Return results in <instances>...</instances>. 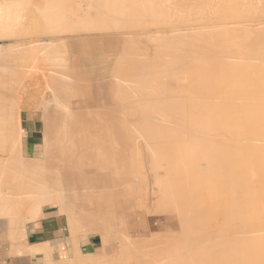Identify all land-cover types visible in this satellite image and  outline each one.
I'll list each match as a JSON object with an SVG mask.
<instances>
[{
	"label": "bare ground",
	"instance_id": "obj_1",
	"mask_svg": "<svg viewBox=\"0 0 264 264\" xmlns=\"http://www.w3.org/2000/svg\"><path fill=\"white\" fill-rule=\"evenodd\" d=\"M20 2L1 0L0 17L1 15L7 16L9 14L17 17V14H20L21 17L18 16V18H14L15 16H13L12 21H18L17 23L23 24L22 22L29 21L30 17L37 16V10L34 11L35 9L29 8L31 7L30 5H24V3L21 4ZM151 2L152 0L79 1V4H83H81L82 6H77L78 10L74 14L85 18L83 20L85 24L87 22L86 28L90 29V31L92 30V32L96 29L108 30L110 36L109 39L107 38V41L122 42L120 45L122 49L116 50L110 59H107V56L111 54L108 46L86 48L90 52H93V54L83 57L81 56L83 48L67 47L62 44L63 39L59 40L58 44L56 43L58 40H55L56 42L53 41V45L56 43L54 46L47 44L48 47H45L42 45L43 42L40 40L41 34L39 32L41 29L39 27L34 28L32 26L38 31V35H28L30 37H27V41H24V39L22 43L18 42L19 39L17 37H19V33L15 31L21 30L19 24V27H16L14 32L11 31V33L13 32L12 34L10 32L7 33L8 28L6 29V33L10 37L12 35L17 38V42L8 43L9 53L7 52L8 49L3 50V46L2 50H0V53H4L5 57L8 58L6 54L9 55V62L11 64H16V58L19 59L18 57L23 55L21 53L28 51V49L30 50V47H32V50L34 47L35 50L39 49L35 51L36 53L42 51V53H48V51L52 53L51 59L48 61L53 68L47 71H50L53 80L48 81L49 85L45 89L51 94V100L47 98L49 102L45 99L43 103H52L54 107H52L54 109L52 113L55 114L47 115L44 113L46 109L43 106L42 109L44 110H41L44 113L43 119L46 122L48 120V122L44 123L42 119V125H37L34 129L35 132H38L40 141L25 144L23 141L24 131L19 128L18 122L14 121L15 123H13L9 119L11 118L10 115L6 113L9 110H13L14 112V109H10L9 107V103L11 104L13 101H11V98L9 103L7 101L8 104L4 101L6 103L4 106L6 108L9 107L8 111L4 106L0 105V174H9L6 178H0V189L2 186L8 185L10 191L14 189V191L16 190L21 193L20 190H25L24 194H18L19 197L23 196V199L25 198V201L22 200L23 202L32 201L33 205L30 204L32 208L30 206L31 209L28 207L27 210H30L26 211L29 212L28 222L58 213L56 206L62 202L65 203L63 204L64 206L67 203L65 206L67 211L72 209L67 207L69 205L73 206V209L77 213H80V215L84 213V215L80 216L74 210H70L71 212L74 211V214L66 211L67 215L65 216L67 217L70 214V217L64 220L67 231L66 236L68 238L71 236V238L75 239L79 234V237L74 240L76 242L74 250H80V253L83 251L82 253H85L89 258L93 254L92 250L94 253L99 254L102 249L105 247L109 248L110 245L113 250L114 247L116 249V260L118 257H122L123 254L126 256L129 253V251L128 253L125 251V249H129L126 245L135 246V243L139 247L143 243L141 238H138L137 235L132 237L138 239L131 238V234L129 233V237L125 235L126 229L123 226L125 210H132L136 206H138L136 208L142 207V202L146 200L145 198L150 199V195L153 196L156 194L155 192L158 193L159 191L158 194H160L159 196L162 199L157 196L159 200L157 198V200L155 199L156 202H153L152 199L153 205L150 204L151 202H148L151 208L144 206V209H152L153 207L155 208L154 210H146L149 212L147 214H140L134 211L131 216H128L129 218L133 216L132 228L134 230L141 226L147 232H153L151 225L148 224L147 215H155L157 218L162 219L164 217L161 216H166L165 212H168V215H173L177 219L180 229L182 227L183 231L180 234L184 235L179 236L177 239H181L180 244L190 247V253L194 254V251L191 250V248H194L192 245H196L195 247H197L198 245L200 246V243L203 245V242H212L211 247L206 243V245H203L204 247L207 246V248L205 247L206 250L210 247L208 251H211L213 246L219 247L225 243L227 245L226 250L222 251L224 252L222 255L219 254L221 256L220 261H218L220 264L222 262L223 264L226 262L230 264L232 260H234L232 264H235L239 261V259L237 261L238 257L242 258L241 264H264V96L260 95V92L264 91V34L257 31L256 27L251 29L239 26L240 30L235 36L233 34L234 28L225 27V23L224 26L218 23V25L210 28L203 27L205 26L204 24L203 26L202 24L200 25L203 28H196V24L194 23V28L191 26L194 25L192 23L196 20L199 21V19L202 21V19L199 17L187 20L183 16L180 22L176 21L177 23H181L180 25H177L176 22V24L174 23L175 25L171 22L168 23L166 19L159 22V24L164 26L162 29H159L161 26L157 27L158 20L156 22L153 17L157 13L160 14V12H157L158 10H155V7H167L169 4L171 7L176 8L177 5L173 3L162 4V2L161 5L157 6L155 2H152L153 4ZM210 2L209 0L208 3ZM189 4H187V8L190 6ZM206 5L208 4L206 3ZM15 6L23 8L27 6V8L20 10V7L17 9ZM205 6L199 7V15L206 10L205 8L207 7ZM10 7H13L11 9H16L9 11ZM44 13L48 18L46 13H50L48 11H44ZM129 15H132L131 17L133 18H128ZM178 15L180 14L178 13ZM2 18H0V22L4 20ZM8 18L5 17L6 20H10ZM51 19L49 20L51 21ZM65 19L66 21L63 20L65 23H71V20ZM250 19H244L241 22L248 21L251 24L252 21L249 22ZM31 20H33L32 24L35 26L37 23L39 24L41 18H33ZM38 20L40 21L38 22ZM47 20H44V22ZM188 21L190 22V26L187 24ZM53 22H51L52 25H54ZM2 23L6 24L5 20ZM58 23H55V28H59L60 25L57 26ZM65 23H62V28ZM80 23H83L82 20ZM85 24L83 27H85ZM76 25H73L71 28L69 24V30H76L80 33L81 31H85V28L81 31L77 30L79 28ZM32 27H29V29ZM31 30L33 31V29ZM61 30L57 33H60ZM65 30L63 29L62 31ZM76 31H74L75 34ZM203 31L209 32V34L202 36L201 32ZM78 37L80 36L78 35ZM96 38L98 40L99 37ZM102 39L103 36L100 37V40ZM72 42L71 44H73ZM68 52L73 54L80 52V55H77L78 58L75 56V58H70ZM94 54L96 57L93 59L92 55ZM5 57L2 58L1 56L0 58L4 60ZM34 65L31 68L33 70L35 69ZM47 65L45 66L47 67ZM12 66L10 67L12 71H18L15 66V69ZM24 66L22 65V67ZM38 66L37 68L40 67ZM42 66L43 62L41 63ZM26 68L24 69L26 70ZM11 69L9 71V80L13 81L19 74H15L16 71L11 73ZM27 70L26 73L30 72V70ZM19 73L21 72L19 71ZM32 74L29 73L26 76L30 79L36 73ZM39 77L42 78L41 75ZM2 78L4 77L1 76L0 79L3 80ZM84 78L88 80L84 81ZM35 79L36 77L33 81ZM91 80H94L96 84L91 82ZM103 80L106 82H103ZM10 81L9 85H12ZM40 81L37 82L40 83ZM44 82L47 83V80ZM42 83H40V86ZM25 84L27 85L25 90L34 85L29 86L27 83ZM5 86L3 88L7 89ZM3 91L5 93L7 90ZM4 93L3 96H5ZM29 94H26L28 99L30 97ZM106 95L107 97H105ZM124 95L125 97H123ZM35 96L37 97L38 95L35 94ZM41 96L37 98L42 99L43 97L41 98ZM2 98L0 97V99ZM252 98L255 100L256 105H253L254 103L251 105ZM28 101H31V99ZM93 101H96L98 105L103 104L101 107H97L96 103V106L93 105ZM17 102H19L18 106H20V100ZM39 102L41 103L42 100ZM36 104L34 105L36 106ZM3 109H6L5 115L3 114ZM26 109L29 110L31 107ZM13 117L12 120H15ZM17 120L19 121V118ZM21 130L23 131L22 134L20 133ZM126 138L129 139L126 140ZM1 140L4 141L3 145L1 144ZM130 140H132L131 146L133 147V142H135L136 145L134 146L136 147L132 148L125 143ZM6 152L8 155L10 152L12 153L11 155L14 153L16 156L14 159L17 158L15 162H10L9 164V160L7 159L11 155H7V158H2V154ZM130 155L135 156H131L133 157V161L124 159V161L130 162L128 165H126L127 163L124 164L122 158H126V156L129 158ZM42 156L43 158H41ZM73 158L75 161L72 160ZM70 159V162L73 164V167L71 165V169L68 162ZM84 159L88 160L85 166L83 163H80V161L84 162ZM60 162L66 164L63 167L64 173L61 171ZM106 170H109L110 174L118 173L119 177L115 178L116 176L113 177V174H111L100 178L99 175H103L102 173ZM23 186H26V188ZM30 186L35 187L34 189L38 187L41 190L37 189L40 193L37 192L35 194L33 191V194H26L28 191L31 193L33 188L29 189ZM76 186L81 187L83 194L78 195L75 192L77 191ZM109 187L114 189L116 200L120 189H126L132 193V198L127 200V204H125L126 201L124 204L122 203V210L121 206L118 205L121 212L119 214L117 210L114 213L116 214V218L115 215L109 218L112 214L108 216L106 212H109V210L106 208L112 204L116 207L118 201L114 200L115 202L113 201V203L108 197V193L100 191V189ZM154 189H156L155 192ZM142 191H144V196L142 195ZM133 192H139L141 196L145 197L144 200L139 194L141 198L138 195L134 196ZM16 193H14V198L17 197ZM7 195L11 199L8 200L6 196V200L4 201L5 198H2L4 202L2 208L0 207V217L11 220L16 218L14 217V213L17 212L12 213L14 207L10 211L9 206L12 207L16 201L13 198V194L10 193V196L7 193ZM126 196L127 193L125 192L124 197ZM26 198L31 201H27ZM14 201L15 203H12ZM41 204H43L42 208ZM79 206L81 208L83 206L84 212ZM15 210H17V207ZM58 211L61 210L58 209ZM76 214L78 216L74 220L75 216L73 215ZM23 217L20 218L23 220ZM116 219L119 220L118 223L121 226L117 225L118 223L116 225L113 224ZM156 223L160 229H167V225L169 224L165 222L159 223L158 221ZM111 230L115 231V235H105L111 234ZM138 235L140 236V234ZM173 238L175 239V237ZM156 239H154V242ZM69 240L72 241L71 239ZM69 240L68 244L70 243ZM90 241H98L96 250L87 249L85 243L91 244ZM167 241L169 240L165 242ZM130 242L133 244H130ZM173 242L175 244L178 241L173 240L171 243ZM156 243H159L158 240ZM144 244L146 245V241H144ZM36 245L33 243L32 246L31 244L30 246L32 247L29 250L31 251V261L34 264L37 263L35 261H37L36 258L39 252H45L48 255L49 253L46 252L50 251L46 243H42L41 246L39 243L38 247ZM168 245H165V247ZM170 247H167V249ZM218 247L214 248L218 249ZM220 247H223V245ZM151 248L153 249V247ZM187 249L189 248L185 250ZM217 249L212 250L213 254ZM78 251L76 252L77 254ZM159 251V254L157 251L156 256L154 255L156 259L162 255L165 256V253H171L170 250H167L168 252L165 251L164 254V251ZM153 252L156 251L153 250ZM187 253H184L183 256H187ZM204 253L207 254L206 251ZM96 254H93L95 258ZM178 254L181 257L182 254ZM196 254L198 253H195V255L189 254L188 257L192 256L190 259L194 260L193 256H196ZM213 254L208 260L214 261L211 258L214 257ZM215 254H218V252ZM41 255L39 254V257ZM79 255L78 257L82 256ZM144 256L146 257V255ZM149 256L153 258V255ZM199 256L198 259H201ZM48 257H44V260L50 259L52 261L51 254ZM98 257L102 259L103 256L99 255L97 259ZM107 257L105 256V258ZM206 257L208 255L203 258ZM112 258L107 260L111 261L110 264L112 260L115 261ZM171 258L173 260V257L168 259L171 260ZM62 260L65 262V259L62 258ZM120 260L122 259L118 261L122 263ZM203 260L208 262L206 259ZM51 261L49 263H47L48 261L45 262L51 264ZM68 261L67 264H69ZM194 262H185V264H193ZM197 262L196 264H201L200 260ZM58 263H62V261L60 260ZM102 263L99 262V264ZM237 264H240V262Z\"/></svg>",
	"mask_w": 264,
	"mask_h": 264
},
{
	"label": "rangeland",
	"instance_id": "obj_2",
	"mask_svg": "<svg viewBox=\"0 0 264 264\" xmlns=\"http://www.w3.org/2000/svg\"><path fill=\"white\" fill-rule=\"evenodd\" d=\"M1 1V0H0ZM11 1V0H10ZM12 1H17V2H19V1H21L20 3L21 4H23L24 3V5H26L27 3L28 4H30V6L31 7H29V8H31V9H35L34 11H36V10H41V11H43L44 9L43 8H41V7H39L38 5H35V3L36 2H38L39 3V5L40 6H42L41 4L43 3V1L42 0H12ZM67 1V0H66ZM165 1V2H164ZM211 2L210 3H208L209 2V0H152V2L154 3H156V5L158 6V5H161V3L162 4H167V3H173V4H176L177 6H176V8L174 7H171V5H167V7H162L161 6V8H159V7H155V10H158L157 12H160V14H158L157 12V14L153 17L155 20H156V22H157V20H158V25H157V27H159V26H161V27H159V29H162V27H164V26H162V24H159V22H161V21H164V20H166L168 23H175L176 21L178 22H180V20L184 17V18H186L187 20L188 19H196V18H201L202 19V21L199 19V21H194L192 24H196V28H203V27H205V28H210V27H214L215 25H218V23L221 25V26H224L225 24V27L226 26H228V27H232V28H234V31H233V34H235V36L237 35L236 33H238L239 32V30H240V27L239 26H243V27H249V28H254V27H256V29H258L257 31H259L261 34H264V19H259V18H264L263 16H264V0H210ZM231 1V2H230ZM32 2L34 3V4H32ZM151 2V3H152ZM178 2V3H177ZM152 3V4H153ZM160 3V4H159ZM190 3V4H189ZM204 3V4H203ZM208 4V5H206L205 6V4ZM187 4H189L190 6H188V8H187ZM210 4V5H209ZM194 5V6H193ZM196 5H198V6H196ZM202 5L203 6H205V7H207V8H205L206 10H204V13H200V15H199V13H198V10L200 9V8H202ZM168 6H170V7H168ZM209 6V7H208ZM14 7V6H13ZM13 7H10L9 8V11H14V9H16V8H14V9H11V8H13ZM15 7H17V6H15ZM18 7H20V6H18ZM18 7H17V9H18ZM25 8H23V7H20V10H22V8L25 10L26 8H27V6H24ZM194 7V8H193ZM198 7V8H197ZM200 7V8H199ZM11 9V10H10ZM189 11H188V10ZM207 9H208V11H207ZM4 10V9H3ZM59 10H68V8H65V7H60L59 8ZM191 10V11H190ZM195 10V11H194ZM170 11V12H169ZM162 12V13H161ZM168 12V13H167ZM174 12V13H173ZM185 12V13H184ZM166 13H167V16H166ZM178 13L180 14V15H178ZM184 13V14H183ZM188 13H190L189 15H190V17H189V15H188ZM195 13V15H193V14ZM197 13V14H196ZM204 14V15H203ZM211 14V15H210ZM10 15V14H9ZM9 15H7V16H5V15H1V17L0 18H2L3 16H4V18H2V19H4L5 20V23L6 24H3L2 22L4 21H2V22H0L1 24H0V50H2V46H3V50H7L8 49V53H9V47H8V43H12V42H17V38L19 39V43H22L23 42V40L25 39L26 41H27V37H30V36H33V35H38V31H36V29H34L35 27H37V26H34L33 25V27H32V29H33V31L30 29V30H25L24 32H23V34L24 35H26L25 37H23V35H22V37H17V38H15V36L13 37L12 35H11V37L9 36V34H7V33H9L10 32V34H12L13 32H14V30H15V28L16 27H19V26H22V25H24V24H21V23H17V22H13L12 21V18H13V16H15V15H13V16H9ZM19 17H21V15L20 14H17ZM162 15V16H161ZM174 15H175V17H174ZM185 15H186V17H185ZM18 16L16 17H14V18H18ZM40 16V17H39ZM132 15H129V17L128 18H133V17H131ZM179 16H181V17H179ZM183 16V17H182ZM5 17H9L8 19H11V21H9V20H6L5 19ZM38 17L39 18H44L43 17V15H41V14H39L38 15ZM166 17V18H165ZM179 17V18H178ZM160 18H162L161 20H160ZM174 18H176L175 20H174V22H172V20L174 19ZM251 18V19H250ZM255 18V19H254ZM257 18V19H256ZM207 19V20H206ZM231 19V20H230ZM244 19H250L249 20V22H251V24H249L248 23V21H243V23L241 22L242 20H244ZM253 19H254V22H255V24H254V22H253ZM259 19V20H258ZM160 20V21H159ZM168 20H171V21H168ZM205 20V22H203ZM223 20V21H222ZM240 20V21H239ZM257 20H258V22H257ZM262 20V21H261ZM9 21V22H8ZM153 22H154V20H152ZM212 21H213V23H212ZM216 21V22H215ZM221 23H220V22ZM228 21H230L229 23H228ZM259 21H261V22H259ZM176 22V23H177ZM208 22H210V23H208ZM215 22V23H214ZM227 22V23H226ZM17 23V24H16ZM22 23H24V22H22ZM175 23V24H176ZM198 23V24H197ZM206 23H208V24H206ZM225 23V24H224ZM236 23V24H235ZM238 23V24H237ZM241 23V24H240ZM258 23V24H257ZM18 24H19V26H18ZM21 24V25H20ZM174 24V25H175ZM181 23H177V25H180ZM187 24L189 25L190 24V22L188 21L187 22ZM195 24L194 25H191V26H195ZM202 24V26H203V24L205 25V26H203V27H200V25ZM249 25V26H244V25ZM11 26V27H9V26ZM13 25V26H12ZM14 25H15V27H14ZM198 25V26H197ZM209 25V26H208ZM212 25V26H211ZM251 25V26H250ZM254 25H256V26H254ZM190 26V25H189ZM206 26H208V27H206ZM257 26H258V28H257ZM49 27H51V26H49ZM260 27V28H259ZM8 28V29H7ZM195 28V27H194ZM236 28H238V29H236ZM261 28H262V30H261ZM6 29H7V31H6ZM12 29V30H11ZM58 30V29H57ZM238 30V31H237ZM3 31V32H2ZM11 31H13L12 33H11ZM16 31V30H15ZM35 31V32H34ZM7 32V33H6ZM53 32H55V31H53ZM235 32V33H234ZM263 32V33H262ZM64 33H68L67 31H64ZM205 34V35H204ZM209 34V32H206V31H203V32H201V35L202 36H207ZM4 35V36H3ZM28 35H30V36H28ZM7 36V37H6ZM20 36V35H19ZM13 37V38H12ZM32 38V37H31ZM21 39V40H20ZM14 42V43H15ZM159 42H161V41H159ZM33 43H35V42H33ZM110 43V44H109ZM121 41H110V42H108L107 44L108 45H106V46H108L109 47V50H110V52H111V54H109L108 56H107V59H110V58H112L113 57V55L112 54H114V52L116 51V50H121L122 48L120 47V45H121ZM5 45V46H4ZM34 47V46H33ZM123 47V46H122ZM31 49L29 50L28 49V51H25V52H23V53H21V54H23V55H21V57H18L19 59H17L16 58V64L14 63V65L13 64H11V62H9V55H7L6 54V56H8V58L7 57H5V54H4V56H3V54L2 53H0V55L2 56V58L3 57H5V59L3 60L2 58H0L1 60H0V77L2 76V77H4V78H2L3 80H1L0 79V82H3V83H0V85L2 86V84H3V86L1 87L0 86V91H1V94L0 95H2V96H0L2 99H0V102L2 103H0V105H2V107L7 103V101H8V103H9V100H10V98H11V101H13L14 102V104H16V105H14V104H12L13 102H11V104L9 103V107H10V109H14V112H13V110H9L8 111V109H9V107H8V105H6L8 108H6L5 106H4V108H6L7 109V111L9 112H6L7 113V115H10V117L11 118H9L13 123H15L14 121H16V123L17 124H19V128L20 129H22L23 130V128H22V126H21V114L23 115V117H27V118H29V119H31V120H33V122L31 123V129H35V126H37V125H39V126H41L42 125V119L44 118L43 116H44V113H46L47 115H50V114H55V113H52L53 111H54V107L52 106L53 104L52 103H48V104H44L43 102H45L44 100L46 99V101H48L49 99L51 100V94L49 93V91H47V90H45L46 88H47V85H49V83H48V81L50 82L51 80H53V78H52V74H50V71H47V70H50V69H52L53 68V66L52 65H50V63H49V61H48V57L49 56H51L52 55V53L51 54H46V53H42V52H35V51H38V50H35V47L33 48V50H32V47H30ZM36 48H37V46H36ZM26 50H27V48H26ZM29 52V53H28ZM31 52V53H30ZM34 52H35V54H34ZM31 54V55H30ZM98 55V54H97ZM0 56V57H1ZM93 57V59L96 57V55L94 54V55H92ZM24 57H25V60H24ZM30 57V58H29ZM44 57V58H43ZM15 58V57H14ZM22 58V59H21ZM34 58V59H33ZM43 58V59H42ZM21 59V60H20ZM36 59V60H35ZM43 61H42V60ZM8 61V62H7ZM19 61V62H18ZM35 61V62H34ZM44 61H46V62H44ZM24 62V63H23ZM43 62V66L41 67V63ZM3 63V64H2ZM10 63V64H9ZM27 65H26V64ZM28 63H30L29 65H28ZM6 64V65H5ZM10 66H9V65ZM34 65V70L33 69H31V68H33V65ZM46 64H48L47 65V67L45 66ZM2 65V66H1ZM13 65V66H12ZM22 65H25L24 67H22ZM39 67V68H37V66ZM13 67L14 68V66L16 67V69L18 70V71H12V69L10 68V67ZM19 66V67H18ZM32 70H30L28 67ZM32 66V67H31ZM36 66V67H35ZM27 67V68H26ZM11 69V73L12 72H15V74H21L20 76L18 75V77H16L15 79H13V81L11 82L10 80H9V71H10V69ZM24 68H26V70L27 71H29L30 70V72H27L26 73V70L24 69ZM43 68H44V70H43ZM48 68V69H47ZM15 69V68H14ZM24 69V70H23ZM8 70V71H7ZM19 71L21 72V73H19ZM23 72H24V74H23ZM43 72V73H42ZM45 72H48V73H45ZM25 73H26V75L27 74H31V73H36V74H34V75H36V76H34L33 74V76L32 77H30V79H29V77L28 76H26L25 75ZM38 73V74H37ZM45 73V74H44ZM2 74V75H1ZM42 76V78H40L39 76L40 75ZM47 74V75H46ZM37 75H39V76H37ZM258 75H260V73H258ZM30 76V75H29ZM257 76V75H256ZM36 77V79L34 80V81H39V80H41L40 81V83H42L41 84V86H40V83L39 82H35L34 83V81H33V79ZM40 79H39V78ZM47 77V78H46ZM21 79V80H20ZM45 80H47V83L46 82H44ZM55 80V79H54ZM84 81L85 80H88V79H86V78H84L83 79ZM9 81H10V83L12 84V85H9ZM99 82H100V80H98ZM98 81H97V83H98ZM105 80H103V82H104ZM13 82H15L14 83V85H13ZM24 82V83H23ZM91 82H93V83H95L96 84V82L94 81V80H91ZM106 82V81H105ZM16 83H17V85H16ZM25 83H27L29 86H31L32 84H34V85H32L31 87H33V88H27V89H30V90H28L27 91V89L25 90V87L27 86ZM38 85H37V84ZM36 84V85H35ZM6 85V86H5ZM9 85V86H8ZM25 85V86H24ZM45 85V86H44ZM6 87L7 89H4L3 87ZM22 86V87H21ZM23 86H24V89H23ZM39 88H38V87ZM37 87V88H36ZM45 87V88H44ZM17 88V89H16ZM23 89V90H22ZM34 89V90H33ZM37 91H36V90ZM39 89V90H38ZM3 90H7L5 93H4V91ZM19 90V91H18ZM25 90V91H24ZM18 93H17V92ZM30 91V92H29ZM34 91H36L34 94H33V92ZM41 91H42V93H41ZM4 93V95L5 96H3V93ZM25 92V93H24ZM30 93L29 95H30V97H29V99L27 98L28 96V93ZM38 92V93H37ZM39 92H40V94H39ZM46 92V93H45ZM17 93V94H16ZM262 93V94H261ZM8 94H9V96H8ZM27 94V95H26ZM33 94V95H32ZM35 94L36 95H38L39 97H40V95H42L41 96V98L42 99H40V98H37L36 96H35ZM260 95L261 96H264V91L262 90L261 92H260ZM5 97H6V99H8V100H6L5 99ZM105 97H107V95L105 96ZM123 97H125V95L123 96ZM17 99V100H14V99ZM39 102V101H41L42 100V102L40 103L41 105L39 106V104H38V102L35 100V99ZM47 98H48V100H47ZM5 99V100H4ZM31 99V101H32V103H31V101H28V100H30ZM34 99V100H33ZM40 99V100H39ZM123 99V98H122ZM3 100V101H2ZM18 100H20V106H21V108H20V106H18V103L19 102H17L16 103V101H18ZM25 100H27L26 102H25ZM6 103H5V102ZM35 103H34V102ZM97 101V100H96ZM96 101H93V105H95L96 106ZM36 102H37V104H38V106H37V104H36ZM49 102V101H48ZM7 103V104H8ZM43 103V104H42ZM96 103V104H95ZM254 103V104H253ZM26 104V105H25ZM34 104H36V106L34 105ZM103 104V103H102ZM101 104V105H102ZM256 105V103H255V100L252 98V101H251V105ZM264 104V103H263ZM13 105V106H12ZM29 107H28V106ZM47 105V106H46ZM101 105H98L97 104V107H101ZM26 106V107H25ZM43 106H45V107H43ZM104 106V105H103ZM1 107V108H2ZM11 107H13V108H11ZM16 107H17V109H16ZM31 107V109H29ZM36 107V108H35ZM40 107V108H39ZM42 107L44 108V109H46L45 110V112L43 113L41 110H44V109H42ZM53 107V108H52ZM23 108V109H22ZM26 108H28L29 110H27ZM48 108V109H47ZM6 109H3V114L5 113V111H6ZM33 109V110H32ZM15 110H16V112H15ZM19 110V111H18ZM51 110V111H50ZM53 110V111H52ZM50 111V112H49ZM13 112V113H12ZM10 113H12L13 114V116L15 115V117H13L12 116V114H10ZM15 113V114H14ZM57 113V112H56ZM18 114V115H17ZM5 115V114H4ZM16 116L19 118V121L16 119ZM12 117H13V119H15V120H12ZM44 120V119H43ZM7 122V121H6ZM46 121L44 120V123H45ZM47 122H48V120H47ZM46 122V123H47ZM33 125V126H32ZM21 130V134H22V131ZM33 134H35V131L33 132ZM133 135V134H132ZM129 138H126V140H128ZM137 140V139H136ZM37 141H40L39 139L37 140ZM1 144L3 145V143H4V141L3 140H1ZM129 142V143H128ZM132 140H130V141H126L125 143L129 146H131L132 145ZM131 143V144H130ZM134 144H133V147H136V146H134V145H136L135 144V142H133ZM125 144V145H126ZM1 146V145H0ZM132 147V146H131ZM132 147V148H133ZM11 151V150H10ZM138 153V152H137ZM12 153L10 152L9 153V155H8V153L6 152V153H3L2 154V158H7L8 156H10ZM131 154H133L134 155V153H132L131 152ZM8 155V156H7ZM133 155H130V157L129 158H127V156H126V158L124 157V158H122V162H124V164L125 163H127L126 165H128V163H130V162H126V161H124V159L125 160H127V161H133V157H135V156H133ZM13 157V160H12V157ZM7 160H9L8 162H9V164H10V162H15V160L17 159H14L16 156L14 155V153H13V155H11ZM131 156H133V157H131ZM137 157V156H136ZM41 158H43V156L41 157ZM134 159H136V158H134ZM5 161H6V159H4ZM72 160H74V158L72 159ZM85 160V161H84ZM84 160H82V161H84V162H81L80 161V163L82 164H84V166H85V164H86V162L88 163V160L87 159H84ZM137 160H138V157H137ZM146 160V159H145ZM71 161V159L68 161L69 162V165H70V169H71V165H72V167H73V164H72V162H70ZM75 161V160H74ZM74 161H73V163H74ZM68 162H66V163H68ZM121 162V161H120ZM135 163H136V161H134ZM62 164V165H61ZM137 164V163H136ZM60 168H61V171L63 172V167H64V165L66 166V164L64 163V162H60ZM62 172H60L61 174H62ZM117 172H119V171H117ZM64 173V172H63ZM120 173V172H119ZM103 175H99V177L101 178V177H104V176H107V175H111V174H113V177L114 176H116L115 178H118L119 176H118V173H109V170L107 171H105L104 173H102ZM117 174V175H116ZM2 175V177H0V178H6V177H8L9 176V174H0V176ZM8 175V176H7ZM63 175H65V174H63ZM120 175H122L121 173H120ZM24 178V177H23ZM24 184V183H23ZM7 185V184H6ZM8 186V185H7ZM7 186H2V188L0 189V194H1V198H0V207L2 208V204H3V202L6 200V196L8 197L7 199L9 200V199H11V197H9L8 195H7V193L10 195V193L11 194H13V198H14V193H16L17 194V197L16 198H14L15 199V201H16V203H15V201L14 202H12V203H15L12 207L11 206H9L10 208H9V210L10 211H12L13 209V207H14V211H12V213L13 212H17V213H14V217H16L15 219H17V216H19V218L20 217H22V216H24L23 217V220H22V218H20L25 224L26 223H28V221H29V212H26V211H29L31 208H32V206L31 205H33L32 204V201L31 200H29V201H31V202H23V201H25V198L23 199V196H20L19 197V194L18 193H20L19 191H14V189L12 190V191H14V193H12V191H10L9 190V186L7 187ZM23 187H25L26 188V186H23ZM5 190H4V189ZM33 187L32 186H30V188L29 189H32ZM35 188V187H34ZM32 189V191H31V193H30V191H28V192H26V194L27 193H29V194H33V191H34V193L36 194L37 192L38 193H40L39 191H41L38 187H36V189ZM76 188H77V191H75L78 195H80V194H83V190L81 189V187H79V186H76ZM3 189V190H2ZM39 191H38V190ZM43 189V188H42ZM144 189V188H143ZM44 190V189H43ZM76 190V189H75ZM10 191V192H9ZM21 191V193H23L25 190H20ZM85 191H87V190H85ZM100 191H102V192H106V193H108L109 194V198L112 200V202L115 200V201H118V203H117V205H116V207H115V205H110V207H108V208H106L107 210H109V212H106V214L109 216V214H112V215H110L109 216V218H111L112 216H114L115 215V218H116V214H114V213H116L117 212V210L119 211V214H120V212H121V210H122V206H123V204L125 203V201H126V203L125 204H127V200H130L131 198H132V193H130L128 190H123V189H120V191L118 192V196H117V200H116V193L114 192V189L113 188H111V187H109V188H104V189H100ZM156 191V189H154V192ZM2 192H4V193H2ZM101 192V193H102ZM125 192L127 193V196L126 197H124V195H125ZM20 193V194H21ZM25 193V192H24ZM23 193V194H24ZM58 193H59V191H58ZM61 193V192H60ZM86 193V192H85ZM123 193H124V195H123ZM156 194H154L153 196L152 195H150L149 196V198L150 199H148V198H145V197H143L144 196V191H142V195L143 196H141L140 195V193L139 192H133V195L135 196V195H140L141 197H143V200H144V198L146 199V200H144L142 203H143V205H142V207H141V209H139V208H136V207H138V206H136V207H134L132 210H125V213H124V216H125V218H124V222H123V226L125 227V229H126V237H129V234H131V238H134V237H132V236H135V235H137V237L138 238H141L142 240H143V243L141 244V245H139V247H138V245H136L135 243H134V245L135 246H133V245H126V247L127 248H129L128 250L127 249H125V251H127V253H128V251H129V253H131V254H125L126 256H128V257H126V256H124V254H123V256L122 257H118L117 258V260H116V249H115V247H114V252H113V254H109V253H107L104 249H102V251H101V253H94V251L92 250V248H89V250L91 249L92 250V252H93V254H96L97 256H99V255H102L103 257H102V259L100 258V257H98V259H97V256H96V258H95V255H93V254H91V256H90V258L88 257V256H86V254L85 253H82L83 251H81V253H80V250L78 251V254L76 253L77 251H76V249L74 250V248L76 247V242L74 241L76 238H78L79 236V234L77 235V237L74 239V238H71V236L68 238L67 236H66V234H63V238H61V240H59V241H61V242H63V246H64V249H63V251L61 252V261H62V263L64 262V260H62V258L63 259H65V262L63 263V264H67V261L68 260H70V261H68V263L69 264H99V262H103L102 264H110V262L111 261H107V260H109V259H111L112 258V256H113V258L112 259H115V261L114 260H112V263L111 264H113V261H114V264H153V263H155V264H176L177 262V264H185V262H194V260H196L193 264H196V262L198 261V260H200V263L201 264H220L218 261H220L219 259H220V255H222L224 252H222V251H225L226 250V248H227V245H225V243L224 244H221L220 246H222L223 245V247H218V246H213L212 247V249H211V251H208V250H210L209 248L211 247V243L212 242H210V243H208V242H203V245L206 243V244H208V245H210V247L208 248V250H206L205 249V247L207 248V246H203L202 245V243H200V246L198 245L197 247H195L196 245H192V247H194V248H191V250L192 251H194V254H192V253H190L191 251H190V247H188V245H185V244H180L181 243V239H177L179 236H183L184 234H180L182 231H183V229H182V227H181V229H180V226L178 225V222H177V219H175L174 217H173V215H168L169 213L168 212H165V214H166V216H161V217H164V218H162V219H160V218H157L155 215H147L148 216V221H149V225H151V230L153 231V232H147L146 231V229H144L143 227H141V226H139V228H137L136 230H134L133 228H132V223H133V216H132V218H129L128 216H131V214L135 211V212H137V213H140V214H147V213H149V212H147V211H150V210H154L155 208H153L152 207V209H148V208H146V209H144L145 207L144 206H147V207H149L150 206V204L151 205H153V203H152V199H153V202H156V200H157V198H158V200H159V197H160V199H162L161 198V196H159L160 194H158L159 193V191H158V193L157 192H155ZM16 194H15V196H16ZM121 194H122V196H121ZM4 195V196H3ZM22 195V194H21ZM77 195V196H78ZM138 195V197L139 198H141L140 196ZM11 196V195H10ZM120 196V197H119ZM157 196H159V197H157ZM4 199V201H3V199ZM19 198V199H18ZM114 198V199H113ZM130 198V199H129ZM156 199V200H155ZM20 202H19V201ZM23 200V201H22ZM26 200H27V198H26ZM27 200V201H28ZM65 200V199H64ZM141 201H142V199H140ZM148 200V201H147ZM151 200V201H150ZM114 201V202H115ZM146 201V202H145ZM10 202V201H9ZM23 202V203H22ZM113 202V203H114ZM148 202H151L150 204L148 203ZM20 204V205H22V206H20V205H18V204ZM123 203V204H122ZM144 203H145V205H144ZM31 204V205H30ZM63 204H65L64 202H62L60 205H58V206H56V209L58 208L59 210H61V211H58V209H57V212L58 213H56L57 215H61L64 219L65 218H68L69 219V215L66 217L65 215H67V213H66V209H65V206L67 205V203H66V205L64 206ZM149 204V205H148ZM156 204V203H155ZM52 205V204H51ZM118 205H122L121 207L120 206H118ZM26 206V207H25ZM30 206H31V208H30ZM64 206V207H63ZM81 206V205H80ZM79 206V208L84 212V210H83V206H82V208ZM17 207V210H15V208ZM28 207L30 208L29 210H27L28 209ZM43 207V204H41V208ZM60 207V208H59ZM61 207H62V209H61ZM68 208H72V209H70V210H74L73 208V206H67ZM75 207H76V205H75ZM119 207L121 208V210L119 209ZM149 208H151V207H149ZM20 210V211H19ZM69 210V211H70ZM106 210V211H107ZM147 210V211H146ZM20 213H19V212ZM25 211V212H24ZM65 211V212H64ZM69 211H67V212H69ZM75 211V213H77L76 212V210H74ZM74 211L73 212H71V213H73L74 214ZM77 211H79V210H77ZM146 211V212H145ZM63 212V213H62ZM81 212V211H80ZM18 213H19V215H18ZM28 213V214H27ZM168 213V214H167ZM55 214V213H54ZM77 214H79L80 215V213H77ZM73 215V216H75V218L73 217V216H71V217H73L74 218V220L75 219H77V216L78 215ZM25 215H26V217H25ZM28 215V216H27ZM72 215V214H71ZM81 215H84V213L83 214H81ZM80 215V216H81ZM168 215V216H167ZM79 216V217H80ZM28 219V220H27ZM154 221V222H153ZM159 222V223H169L168 225H167V229H160V228H158V226H157V223L156 222ZM119 222V220L118 219H116L115 220V223H113V224H117ZM155 223H156V225H155ZM117 225H119V223L117 224ZM119 226H121V225H119ZM118 227V226H117ZM159 230H158V229ZM110 230V229H109ZM112 231V230H111ZM177 231V232H176ZM164 232V233H163ZM129 233V234H128ZM134 233V234H133ZM185 233V232H184ZM127 234H128V236H127ZM138 234H140V236L138 235ZM160 234H161V236H160ZM105 235H111V236H113V235H115V231H112L111 232V234H105ZM167 235H170V236H167ZM172 235V236H171ZM75 236H76V234H75ZM166 236V237H165ZM168 237V238H167ZM173 237H175V239L173 238ZM138 238H134V239H138ZM152 238H154V239H156V241L158 240V242L159 243H156V241L154 242V239H152ZM159 238V239H158ZM170 238H173V239H170ZM69 239H71L72 241H70ZM147 239V240H146ZM68 240L70 241V243L68 244ZM94 240V239H93ZM97 240V239H96ZM166 240H169V241H167V242H165ZM178 241L177 243H175L174 244V242L173 243H171L172 241ZM144 241H146V245L144 244ZM149 241H150V243H149ZM94 242H96V241H94ZM163 242V243H162ZM75 243V244H74ZM153 243H155V244H153ZM172 245H171V244ZM86 244V247L88 248V246L90 245L89 243H85ZM130 244H133L132 242H130ZM149 244V245H148ZM153 244V245H152ZM169 244V245H168ZM205 244V245H206ZM74 245V246H73ZM164 245V247H165V245H168V246H166L165 248L164 247H162ZM213 245V244H212ZM37 246V245H36ZM39 246V245H38ZM37 246V247H38ZM41 246V245H40ZM73 246V247H72ZM123 246H125V245H123ZM157 246H158V248H157ZM173 247V248H171V247ZM181 246H183V247H181ZM69 247V248H68ZM96 247H97V245H96ZM96 247H94L93 249L94 250H96ZM151 247H153V249L151 248ZM163 249H162V248ZM167 247H170V248H168L167 249ZM176 247H177V249L179 250H177L176 249ZM179 247V248H178ZM185 247V248H184ZM214 247H218V249L217 248H214ZM47 248H48V246H47ZM67 248H68V250H67ZM73 248V249H72ZM121 248H122V246H121ZM133 248V249H132ZM161 248V249H160ZM186 248H189V249H187V250H185ZM220 248V249H219ZM224 248V249H223ZM48 249H50V248H48ZM157 249V250H156ZM166 249V250H165ZM203 249V250H202ZM215 249H217L216 250V252L215 253H217L218 252V254H213V252H212V250H215ZM223 249V250H222ZM31 250V249H30ZM33 250H34V248H33ZM72 250V251H71ZM143 250V251H142ZM151 250V251H150ZM153 250L154 251H156V252H153ZM159 250H161L162 252H163V254L165 253V251L166 252H168L167 250H170L171 251V253L170 252H168L169 254H166L165 253V256L164 255H162V254H160V255H162V256H160V257H158L157 259L154 257V255L157 253V251H158V254L160 253V251ZM199 250V251H198ZM219 250V251H218ZM221 250V251H220ZM69 251V252H68ZM74 251V252H73ZM132 251V252H131ZM139 251V252H138ZM174 251V253H172ZM178 251V252H177ZM184 253H186V252H188L187 254L189 255V254H191V255H195V253H198V254H196V256H193V258H194V260H192V258L190 259V257H192V256H189L188 257V255L186 256L185 255V257L183 256V252ZM206 251L207 252V254H205L204 252ZM29 252H31V251H29ZM91 252V251H90ZM91 252V253H92ZM138 252V253H137ZM142 252V253H141ZM144 252V253H143ZM209 252H212V253H209ZM222 252V253H221ZM46 253H49L48 255H50L52 252H51V250L49 251V252H46ZM79 253H80V255H82V256H80L79 255ZM124 253H126V252H124ZM150 253V254H149ZM178 253H181L182 255H181V257L179 256L180 254H178ZM39 254L41 255V254H43V255H41L42 256V258H41V256L39 257ZM39 254H37V258H36V260L37 261H35V262H37L36 264H43V262H44V264L47 262V263H49V261H51L50 259H46V260H44L45 258L44 257H47V258H49L48 257V255H46L45 254V252L44 253H42V252H39ZM74 254V255H73ZM83 254H85V255H83ZM107 254H108V257H107ZM146 255V257L144 256V255ZM172 254H174V255H172ZM199 254H200V256H199ZM202 254V255H201ZM210 254V255H209ZM213 254V256L214 257H211V258H213L214 259V261L212 260V261H210V259L208 260V258H210V256ZM220 254V255H219ZM78 255L80 256V257H78ZM107 257V258H105V256ZM109 255H110V257H109ZM149 255H153V258H151L152 256H149ZM170 255H172V256H170ZM177 257H176V256ZM206 256V255H208V257H206V258H203L204 256ZM218 255V256H217ZM75 256V257H74ZM130 256V257H129ZM132 256H134V258H132ZM142 256V257H141ZM144 256V257H143ZM148 256V257H147ZM156 256V255H155ZM173 257V260H172V258H171V260L170 259H168V258H170V257ZM184 258H186V257H188V258H186V259H184ZM198 256H199V258H201V259H198ZM215 256H216V258L218 257V259L216 260V258H215ZM74 257V258H73ZM163 257V258H162ZM31 258V257H30ZM41 258V259H40ZM52 258V257H51ZM66 258H67V260H66ZM77 258H79L78 260H77ZM103 258H105V259H103ZM131 258V259H130ZM148 258V259H147ZM150 258V259H149ZM179 258V259H178ZM196 258V259H195ZM206 259L208 262H206V261H204L203 259ZM39 259V260H38ZM74 259V260H73ZM76 259V260H75ZM101 259V260H100ZM119 259H122V260H120V261H122V263H120L118 260ZM137 259V260H136ZM182 259V260H181ZM238 259H239V261H238ZM241 257H238L237 258V261L238 262H236L235 264H237V263H239L240 262V264L242 263V261H241ZM44 260V261H43ZM60 260L58 259V261L56 260V262H55V260H54V264L56 263V264H62V263H58V262H60ZM73 260V261H72ZM79 260H80V262H79ZM99 260V261H98ZM106 260V261H105ZM130 260V261H129ZM140 260H142V261H140ZM152 260V261H151ZM156 260V261H155ZM164 260V261H163ZM168 260H170V261H168ZM204 262H203V261ZM46 261V262H45ZM105 261V262H104ZM127 261V262H126ZM135 261V262H134ZM166 261V262H165ZM183 263H182V262ZM232 261H234V260H232ZM232 261H231V263L230 264H232ZM72 262V263H71ZM97 262V263H96ZM174 262V263H173ZM213 262V263H212ZM217 262V263H216ZM46 263V264H47ZM197 263H199V262H197ZM234 263V262H233ZM31 264H34L33 263V261H31ZM51 264H53V259H52V261H51ZM187 264V263H186ZM192 264V263H191ZM222 264H223V262H222ZM225 264H228V262H226Z\"/></svg>",
	"mask_w": 264,
	"mask_h": 264
},
{
	"label": "crops",
	"instance_id": "obj_3",
	"mask_svg": "<svg viewBox=\"0 0 264 264\" xmlns=\"http://www.w3.org/2000/svg\"><path fill=\"white\" fill-rule=\"evenodd\" d=\"M79 1L80 0H78V1L77 0H67V1L66 0H44L43 3L41 4L42 6H40L39 3L36 2L35 5H38L39 7L44 9L42 11V13L44 15L42 13H40L41 12L40 10H37L38 11L37 16L30 17V19H29L30 22L24 21L25 23H23V24H25V25H22L20 27L22 31L16 30V32H18L21 37H22V35L25 37L26 35H24L23 32L25 30H30L29 27H32L34 25V24H32L33 20H31V19H33V18L39 19V17H38L39 14L43 15V17H44L45 16L44 11H46V12L48 11V13H50V14L46 13V15L48 16V18L51 16L49 18V19L52 18L51 21L45 16V18H41V21L38 20V22L40 21L39 24L37 23L35 25V26L39 27V29H41V30H39V29L38 30L41 34L40 37L43 39L42 40L40 38V40L43 42L42 45H44L45 47L46 46L48 47V45L54 46V45H56V43L58 44L63 39L62 40L63 45H65L67 47L83 48V52H82L81 56L88 57L91 54H93V52H90V50H87L86 48H91V47H95V48L98 47L99 48V47L106 46L107 43L109 42V41H107V38L109 39L110 33L108 32V30H100V29L93 30L94 32H92V30L90 31V29L86 28L87 22L85 24V21H84L85 18H82V17L74 14V12H76V10H78L77 6H82L81 4H83V3L79 4ZM32 4H34V3L32 2ZM26 5H30V4L27 3ZM60 6L68 8V10H59ZM92 9H94V8H92ZM51 13H52V15L53 14L55 15L56 13L57 14L55 16L54 15L52 16ZM56 16H58V17L55 18ZM36 17H38V18H36ZM59 17H60V19H59ZM65 18L71 20L72 24L68 23V22L65 23L64 22V21H66ZM79 18H80V21H79ZM44 20H47V21L44 22ZM59 20H61V21H59ZM81 20L85 24V27H83L84 26L83 23H82L83 26L80 23ZM9 21H11V19ZM55 21L59 22L57 24V26L60 25L59 26L60 29H62V30L66 29V30H68L67 31L68 33H64V31H62V30L60 33H57L58 31H60V29L58 27L57 28L54 27V25L56 23ZM46 22H48L49 24ZM51 22H53L54 25H52ZM27 23L28 24L30 23V24L28 25ZM62 23H65V24H63L65 26V27L63 26V28L61 27ZM76 23H78L77 24L78 27H77ZM69 24H70L71 28L73 27V25L74 26L76 25V27L79 28L77 30L81 31L85 28L84 29L85 31H81V33H80L79 31L77 32L76 30H71L72 31V34H71V31L68 28ZM49 25H51V27H53V28L49 27ZM20 28H17V29H20ZM54 30H56V31L53 32ZM74 31H76V34ZM101 31H103V32H101ZM51 33H53V34H51ZM62 33L64 34V36ZM82 33L84 36L82 35ZM60 34L62 35V37ZM78 35L80 37H78ZM100 35L103 36L102 40H100V37H101ZM85 36H87V37H85ZM96 37H99L98 40ZM48 39L50 40V42ZM73 39H75L74 42H72ZM55 40L56 41L58 40V42H56ZM76 40H79V41L76 42ZM24 41H26V40H24ZM47 41H48V43H47ZM53 41L56 42L54 45H53ZM82 41H83V43H82ZM44 42H46V44H44ZM71 42L73 44H71ZM101 42L103 43V45ZM74 43H76V44H74ZM68 53H69L68 56L70 58H72L74 56L76 58H78L77 55H80L79 54L80 52L78 54L77 53L73 54L71 52H68ZM46 54L49 55L51 53H50V51H48V53L46 52ZM50 59H51V57L49 56L48 60H50ZM32 122H33V120H31L27 117H23V115L21 114V126L23 128L24 133H25L23 136V141L25 142V144L37 142V140L39 139L38 132H35V134H33V132L35 130L31 129V123ZM43 218L41 217V218L36 219L33 222H28L25 224V223H23V221L20 218L10 220L9 218L0 217V264H31V258H30L31 255H30V252H28V251L31 249L30 247L33 246V243H34V245H36L37 242H38L37 245H39V243H40V245H42V243L47 244V246L50 248V250L52 252L51 257L53 258V260H58L61 258L60 254L63 251L64 246H63V242H61L59 240H61V238H63V234H67L65 220L61 215H57V214H51V215H48V216L43 217ZM148 224H149V222H148ZM43 241H46V242H43ZM90 242H91V244L88 246L87 249H89V248L93 249L94 247H96V245H98V241H96V242L90 241ZM20 243H22V244H20ZM31 244H32V246H30ZM24 245H26V246H24ZM104 250L109 254H113V252H114L111 245L109 246V248L105 247Z\"/></svg>",
	"mask_w": 264,
	"mask_h": 264
}]
</instances>
